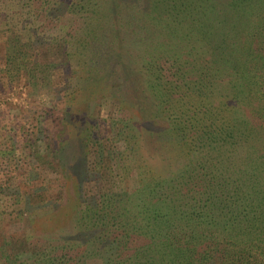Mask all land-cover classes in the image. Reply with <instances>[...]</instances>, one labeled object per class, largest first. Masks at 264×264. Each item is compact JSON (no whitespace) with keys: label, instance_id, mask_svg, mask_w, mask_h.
<instances>
[{"label":"rangeland","instance_id":"1","mask_svg":"<svg viewBox=\"0 0 264 264\" xmlns=\"http://www.w3.org/2000/svg\"><path fill=\"white\" fill-rule=\"evenodd\" d=\"M126 1L0 0V264L3 248L30 231L76 246L100 233L104 219L85 224L86 203L95 200L99 209L103 195L113 197L112 216L126 228L172 210L159 197L168 190L160 177L184 161V152L171 141L149 87L151 64L142 68V61L152 57L165 73L172 56L188 48L186 26L208 29L210 39L223 33L215 18L229 30L240 16L232 0L194 1L183 13L180 0L170 10L154 0ZM208 4L215 6L211 17ZM152 5L160 16L145 14ZM14 43L29 51L14 53ZM235 104L241 118L245 102ZM198 179L174 177V196L189 199Z\"/></svg>","mask_w":264,"mask_h":264},{"label":"trees","instance_id":"2","mask_svg":"<svg viewBox=\"0 0 264 264\" xmlns=\"http://www.w3.org/2000/svg\"><path fill=\"white\" fill-rule=\"evenodd\" d=\"M154 1L166 10L173 7V0ZM180 1L183 13L203 0ZM212 4L205 8L209 17ZM229 7L243 21L234 18L228 30L215 18L223 33L210 39L208 29L186 26L188 48L184 56H172L167 72L152 57L142 61V68L151 64L149 87L160 99L171 141L184 152V161L160 177L168 190L159 197L169 200L172 210L157 215L155 209L152 216H160L159 225L166 227H156L149 216L121 226L112 216L113 197L103 195L99 209L95 200L86 203L91 214L85 224L95 216L104 219L100 233L89 232L76 246L30 231L15 247L3 248L6 264H264V0H232ZM143 10L160 16L154 5ZM241 21L247 24L243 29ZM193 33L198 46L190 42ZM13 45L16 54L29 51ZM6 56L9 65L15 54ZM237 98L245 102L241 118ZM180 175L200 180L189 199L174 196L172 179Z\"/></svg>","mask_w":264,"mask_h":264}]
</instances>
